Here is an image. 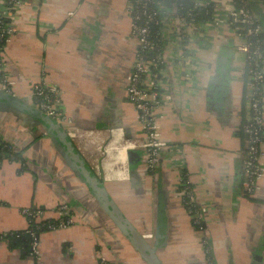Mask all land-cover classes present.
I'll list each match as a JSON object with an SVG mask.
<instances>
[{"label": "crops", "instance_id": "1", "mask_svg": "<svg viewBox=\"0 0 264 264\" xmlns=\"http://www.w3.org/2000/svg\"><path fill=\"white\" fill-rule=\"evenodd\" d=\"M20 2L13 10L14 33L0 54V85L6 79L13 96L27 101L37 82L58 88L60 114L84 133L72 140L75 149L150 244L163 197L165 240L157 251L162 264H264V177L252 197L242 196L241 89L224 77L230 74V50L219 51L203 89L185 98L178 115L171 111L175 103L159 111L167 143L154 172L140 175V152L123 142L142 137L125 95L135 51L125 0ZM21 118L0 111V141L20 155L0 161V235L25 233L26 209L39 213L36 221L46 230L38 233L35 253L29 245L10 247L0 239V264H145L69 169L51 136ZM106 146L112 151L105 152ZM182 177L197 209H206L201 230L183 206Z\"/></svg>", "mask_w": 264, "mask_h": 264}, {"label": "built area", "instance_id": "2", "mask_svg": "<svg viewBox=\"0 0 264 264\" xmlns=\"http://www.w3.org/2000/svg\"><path fill=\"white\" fill-rule=\"evenodd\" d=\"M125 3L128 35L135 43L125 95L137 114L142 137L123 142L132 144L129 149L142 156L137 173L151 175L159 162L160 150L166 146L159 111L172 108L175 103L171 111L178 115L185 98H195V93L203 89L206 76L215 70L219 51L226 48L231 51L230 83L241 89L242 120L237 127L243 141L240 189L244 198L252 197L264 177V0H125ZM20 4V0H0L3 46L14 33L13 10ZM252 4H257L258 10ZM10 86L2 79L0 89L13 96ZM30 92L29 105L57 123L71 142L84 135L60 114L59 90L55 85L37 82ZM178 187L192 226L201 230L206 209H197L194 191L186 177L178 179ZM24 214L29 225L35 224L25 231L35 253L38 230L42 227L36 221L39 213L26 209ZM48 227L52 230L56 226ZM18 236L16 233L15 237ZM205 246L203 242L207 254ZM100 264L106 263L100 260Z\"/></svg>", "mask_w": 264, "mask_h": 264}, {"label": "water", "instance_id": "3", "mask_svg": "<svg viewBox=\"0 0 264 264\" xmlns=\"http://www.w3.org/2000/svg\"><path fill=\"white\" fill-rule=\"evenodd\" d=\"M229 55H231V53H229ZM226 76H229V71H225L224 77ZM0 111L10 112L20 118L21 116L23 118L27 117L31 119L33 123H38L37 125L42 127L43 130L51 136L52 142L56 145L57 151L68 165L69 169L77 176L79 181L86 185L89 193L94 197L99 207L132 248L135 249L144 263L162 264L157 256V251L159 246L164 243L165 230H163L161 222L158 221L160 214L159 203H157V224L154 233V243L150 244L145 241L141 234L121 213L108 194L105 185L101 183L98 177H96V175L86 166L73 143L68 139L66 133L57 123L49 119L37 109H34L29 105L27 100L3 92H0ZM130 155L132 154L130 153ZM162 198L163 197L159 196L158 202L163 200Z\"/></svg>", "mask_w": 264, "mask_h": 264}, {"label": "trees", "instance_id": "4", "mask_svg": "<svg viewBox=\"0 0 264 264\" xmlns=\"http://www.w3.org/2000/svg\"><path fill=\"white\" fill-rule=\"evenodd\" d=\"M2 46H3V44L1 43L0 44V53H1ZM35 124H38V123H35ZM240 136H242V134H240ZM18 159H20L19 153H15L11 146L0 141V161H2V160L17 161ZM158 203H159V207H160L159 208L160 214H159L158 221L161 222L162 228H163V230H165V214H164V209H163L164 208V206H163L164 201L161 200ZM29 227L34 228L35 224L32 223L29 225ZM44 230H46V228L43 226L40 228V230H38V233L41 231H44ZM15 234L16 233H11V234L2 235V236L0 235V239L6 240L9 243L10 247L22 246L24 249L28 248V245L30 242L29 236L26 235L25 233H22V234H19L18 237H15Z\"/></svg>", "mask_w": 264, "mask_h": 264}, {"label": "bare ground", "instance_id": "5", "mask_svg": "<svg viewBox=\"0 0 264 264\" xmlns=\"http://www.w3.org/2000/svg\"><path fill=\"white\" fill-rule=\"evenodd\" d=\"M92 136H93V138L95 139V138H98V133H93L92 134ZM84 137V136H83ZM88 139V138H87ZM81 140V139H80ZM99 140V139H98ZM97 141V140H96ZM96 144V143H95ZM131 146H132V144H130ZM106 151L105 152H111L112 151V148L111 147H109V146H106Z\"/></svg>", "mask_w": 264, "mask_h": 264}, {"label": "rangeland", "instance_id": "6", "mask_svg": "<svg viewBox=\"0 0 264 264\" xmlns=\"http://www.w3.org/2000/svg\"><path fill=\"white\" fill-rule=\"evenodd\" d=\"M234 89H236V91L238 90L237 88H234ZM235 99H236V93H234V92L232 91V96H231V100H230V101L234 102ZM183 111L185 112V111H186V108H184Z\"/></svg>", "mask_w": 264, "mask_h": 264}]
</instances>
